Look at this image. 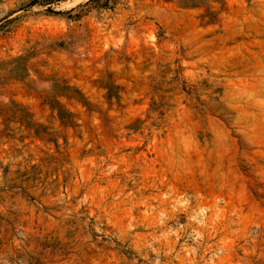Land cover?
Listing matches in <instances>:
<instances>
[{"label":"rangeland","instance_id":"rangeland-1","mask_svg":"<svg viewBox=\"0 0 264 264\" xmlns=\"http://www.w3.org/2000/svg\"><path fill=\"white\" fill-rule=\"evenodd\" d=\"M0 264H264V0H0Z\"/></svg>","mask_w":264,"mask_h":264}]
</instances>
